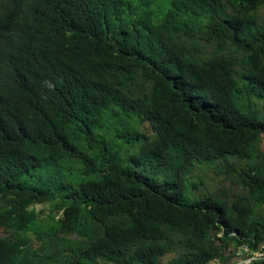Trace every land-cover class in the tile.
I'll return each instance as SVG.
<instances>
[{"label": "trees", "instance_id": "1", "mask_svg": "<svg viewBox=\"0 0 264 264\" xmlns=\"http://www.w3.org/2000/svg\"><path fill=\"white\" fill-rule=\"evenodd\" d=\"M84 1L101 24L79 45L25 31V0H0V264L261 252L264 0ZM200 168L241 193L194 198Z\"/></svg>", "mask_w": 264, "mask_h": 264}, {"label": "bare ground", "instance_id": "2", "mask_svg": "<svg viewBox=\"0 0 264 264\" xmlns=\"http://www.w3.org/2000/svg\"><path fill=\"white\" fill-rule=\"evenodd\" d=\"M21 10L29 18H39L42 12L46 11L45 17L34 22V26L41 30L44 39L60 33L75 31V34L67 36L66 40L81 45L89 41L83 33L101 24L97 19L95 9L84 0H38L33 8L23 7Z\"/></svg>", "mask_w": 264, "mask_h": 264}, {"label": "rangeland", "instance_id": "3", "mask_svg": "<svg viewBox=\"0 0 264 264\" xmlns=\"http://www.w3.org/2000/svg\"><path fill=\"white\" fill-rule=\"evenodd\" d=\"M262 148V147H261ZM134 153L136 151V148L132 150ZM247 163H244L241 165V167L245 166ZM143 170H145L147 173H150L153 176H157L161 179H165L168 177H174L175 171L167 168H163L159 165V163L153 159L147 160L142 167ZM190 184H200V182H203V185L200 187V190L198 191H192L190 194L194 198H198L202 194H221L223 191L227 192V195H233L238 193H241V191L238 190V187L233 182V179L226 180V175L223 171L216 170L215 168L212 169H197L193 170L189 174ZM259 214H262L263 211L261 209L258 210ZM42 215V214H41ZM44 215V214H43ZM44 219V216L42 217ZM246 254H242L238 259H234L230 264H240L244 260V256ZM264 258V257H263Z\"/></svg>", "mask_w": 264, "mask_h": 264}, {"label": "clouds", "instance_id": "4", "mask_svg": "<svg viewBox=\"0 0 264 264\" xmlns=\"http://www.w3.org/2000/svg\"><path fill=\"white\" fill-rule=\"evenodd\" d=\"M30 1H32V0H25L24 4L21 6V9H22L23 7H29V6H32V8H33L34 4L32 5ZM37 1H38V0H37ZM28 2H30V3H28ZM0 10H1V9H0ZM21 11H22V10H21ZM45 12H46V11L42 12V14H41V16H40L39 18H31L32 22L25 23V25H24V27H25V31H26V30H35V31H38V32L41 33V30H40L37 26H34V25H35L34 22H35L36 20H39V19L45 17V15H46ZM65 33H66V34H64V33H60V34H57V35H55V36H51V37H52V38H59V39L66 40V37H67V36H68V37L73 36V35L75 34V31H68V32H65ZM21 38H22V33H21L20 31H18V32H16V33L10 35V38H9V40H8V43H14V44H15V43H18V42L21 40Z\"/></svg>", "mask_w": 264, "mask_h": 264}, {"label": "built area", "instance_id": "5", "mask_svg": "<svg viewBox=\"0 0 264 264\" xmlns=\"http://www.w3.org/2000/svg\"><path fill=\"white\" fill-rule=\"evenodd\" d=\"M264 246L262 247V251L258 252L256 254H248L246 250L241 251L239 253H237L236 255V259H238L243 253L246 254L244 257V260L242 262H240V264H253L255 262H264Z\"/></svg>", "mask_w": 264, "mask_h": 264}]
</instances>
